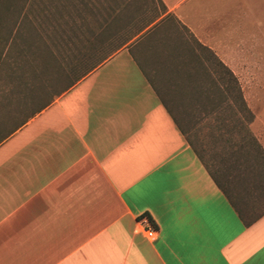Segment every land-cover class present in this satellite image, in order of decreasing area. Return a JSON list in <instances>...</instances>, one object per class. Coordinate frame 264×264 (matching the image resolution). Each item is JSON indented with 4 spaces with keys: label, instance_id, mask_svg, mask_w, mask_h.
I'll use <instances>...</instances> for the list:
<instances>
[{
    "label": "crops",
    "instance_id": "obj_1",
    "mask_svg": "<svg viewBox=\"0 0 264 264\" xmlns=\"http://www.w3.org/2000/svg\"><path fill=\"white\" fill-rule=\"evenodd\" d=\"M159 1L162 17L63 94L5 77L0 52V264H264V112L223 186L163 103L187 66L177 50L148 59L167 21L239 77L264 54V0L243 18Z\"/></svg>",
    "mask_w": 264,
    "mask_h": 264
},
{
    "label": "rangeland",
    "instance_id": "obj_2",
    "mask_svg": "<svg viewBox=\"0 0 264 264\" xmlns=\"http://www.w3.org/2000/svg\"><path fill=\"white\" fill-rule=\"evenodd\" d=\"M229 1L221 0L220 14L245 17L247 1L231 0L233 7L227 6ZM164 13L159 0H0L2 38L10 40L2 72L7 78L9 74L37 78L50 89L59 83L63 90L89 67L131 44ZM164 25V39L155 42L156 51L149 52L148 59L158 60L163 49L177 50L178 60L187 66L183 70L187 80H182V88L176 81L172 88L176 95L171 100L164 96L163 103L225 186L224 178L245 160L243 143L257 142L255 137L261 135L257 116L264 112V69L260 68L264 54L254 55L252 67L235 75L242 90L239 96L227 84L230 78L222 79L224 72L209 50L202 49L185 28L167 21ZM241 96L252 114L245 110ZM233 151L242 155L239 161L230 162ZM253 153L254 158L260 155L259 150Z\"/></svg>",
    "mask_w": 264,
    "mask_h": 264
},
{
    "label": "trees",
    "instance_id": "obj_3",
    "mask_svg": "<svg viewBox=\"0 0 264 264\" xmlns=\"http://www.w3.org/2000/svg\"><path fill=\"white\" fill-rule=\"evenodd\" d=\"M2 18V19H1ZM3 17L0 15V52L3 54L4 53V50H5V46L10 42V40L9 39H3L2 37H4V36H2V34H3V32H2V24H3ZM150 25V24H149ZM148 25V26H149ZM147 26V27H148ZM147 27H145V28H147ZM145 28L143 29V30H145ZM142 30V31H143ZM8 32H10V30H8ZM12 33H14V32H12L11 31V35H12ZM201 48L202 49H205V50H209L208 48H205V47H202L201 46ZM210 51V50H209ZM211 52V51H210ZM211 54L213 55V57L216 59V61H217V63H218V65H219V67L223 70V72H224V74L222 75V79L224 80V82H225V76H228L230 79V81L227 83V84H231L230 85V88H235V91H236V95H242V90H241V87H240V84H239V81H238V78L235 76V74L221 61V60H219L218 59V57H216L212 52H211ZM106 58H108V56L107 57H105L104 59H102L101 61H100V63L99 64H101L104 60H106ZM98 64V65H99ZM97 65V66H98ZM96 66V67H97ZM96 67H89L88 69H90V70H88L87 71V73L86 74H84L81 78H78L77 80L75 79V81L73 82V83H71V84H67V85H65V88L63 89V90H61V94H63V93H65L67 90H69L70 88H72L77 82H79L80 80H82L83 78H85L86 76H88L91 72H93L95 69H96ZM78 70V68H75V71H77ZM65 80V79H64ZM232 83H233V85H232ZM235 84V85H234ZM241 98H242V96H241ZM242 100H243V104L245 105V110H247L249 113H250V110L248 109V107L246 106V103H245V101H244V99L242 98ZM250 114H252V113H250ZM176 122V121H175ZM176 124H177V122H176ZM178 125V124H177ZM179 127V126H178ZM180 128V127H179ZM181 129V128H180ZM182 130V129H181ZM182 132H183V130H182ZM201 158V157H200ZM207 166V168L209 169V171H210V173L212 174V176H214V177H216L215 176V174L210 170V168H209V166L208 165H206ZM222 188L224 189V187L222 186ZM225 190V189H224ZM226 191V190H225ZM227 192V191H226Z\"/></svg>",
    "mask_w": 264,
    "mask_h": 264
},
{
    "label": "built area",
    "instance_id": "obj_4",
    "mask_svg": "<svg viewBox=\"0 0 264 264\" xmlns=\"http://www.w3.org/2000/svg\"><path fill=\"white\" fill-rule=\"evenodd\" d=\"M157 234H158V231L154 227H150L147 229V236L150 239H154Z\"/></svg>",
    "mask_w": 264,
    "mask_h": 264
}]
</instances>
